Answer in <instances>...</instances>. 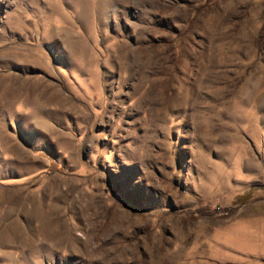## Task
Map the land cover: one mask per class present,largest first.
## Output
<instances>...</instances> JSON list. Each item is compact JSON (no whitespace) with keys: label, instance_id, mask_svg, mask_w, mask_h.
<instances>
[{"label":"rangeland","instance_id":"rangeland-1","mask_svg":"<svg viewBox=\"0 0 264 264\" xmlns=\"http://www.w3.org/2000/svg\"><path fill=\"white\" fill-rule=\"evenodd\" d=\"M0 264H264V0H0Z\"/></svg>","mask_w":264,"mask_h":264}]
</instances>
